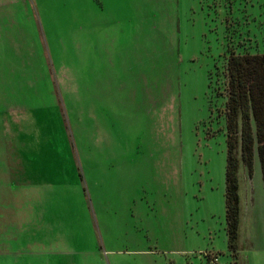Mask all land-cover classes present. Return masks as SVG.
<instances>
[{
  "label": "rangeland",
  "instance_id": "obj_1",
  "mask_svg": "<svg viewBox=\"0 0 264 264\" xmlns=\"http://www.w3.org/2000/svg\"><path fill=\"white\" fill-rule=\"evenodd\" d=\"M230 51L264 53V0H0V186L81 222L66 264H264L255 150L227 243Z\"/></svg>",
  "mask_w": 264,
  "mask_h": 264
},
{
  "label": "trees",
  "instance_id": "obj_2",
  "mask_svg": "<svg viewBox=\"0 0 264 264\" xmlns=\"http://www.w3.org/2000/svg\"><path fill=\"white\" fill-rule=\"evenodd\" d=\"M224 212L227 243L234 246L237 228V167L250 170L255 150L264 189V53L230 51L226 58Z\"/></svg>",
  "mask_w": 264,
  "mask_h": 264
},
{
  "label": "crops",
  "instance_id": "obj_3",
  "mask_svg": "<svg viewBox=\"0 0 264 264\" xmlns=\"http://www.w3.org/2000/svg\"><path fill=\"white\" fill-rule=\"evenodd\" d=\"M25 187L20 191L26 194L25 201H18L15 193L19 190L16 186H0V257L13 255L15 259L12 264H34L35 256L41 260V264H66L65 256L76 251L73 250V243L76 241L80 244L82 238L86 240L81 235V222L74 220L72 224H65V220L55 213L54 218H49L50 215L46 216L42 207L35 210L34 194L37 191L32 185ZM39 209L42 218L38 217ZM40 222H43V226H40ZM65 225L70 228L67 229ZM67 233L71 234L70 247L65 246ZM23 255L26 260L19 263L17 259Z\"/></svg>",
  "mask_w": 264,
  "mask_h": 264
}]
</instances>
